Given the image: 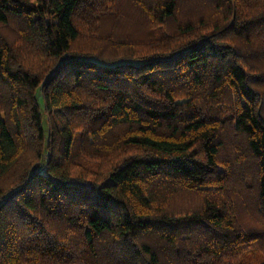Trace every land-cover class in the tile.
I'll return each mask as SVG.
<instances>
[{"label":"trees","instance_id":"16d2710c","mask_svg":"<svg viewBox=\"0 0 264 264\" xmlns=\"http://www.w3.org/2000/svg\"><path fill=\"white\" fill-rule=\"evenodd\" d=\"M251 60L264 0H0V264H264Z\"/></svg>","mask_w":264,"mask_h":264},{"label":"rangeland","instance_id":"374dc122","mask_svg":"<svg viewBox=\"0 0 264 264\" xmlns=\"http://www.w3.org/2000/svg\"><path fill=\"white\" fill-rule=\"evenodd\" d=\"M6 36L9 37V32L8 30H3L2 31ZM11 37H9L10 39ZM137 38V37H135ZM109 50H107L106 52L108 53ZM110 53V52H109ZM246 67L249 69V70H252L253 74H257V73H261L264 71V65L257 61V60H251L248 62V64H246ZM264 88V87H263ZM54 121H56V124L59 125L60 123V119H57V118H54Z\"/></svg>","mask_w":264,"mask_h":264}]
</instances>
